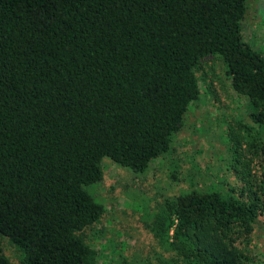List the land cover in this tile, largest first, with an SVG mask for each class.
<instances>
[{"label": "trees", "instance_id": "1", "mask_svg": "<svg viewBox=\"0 0 264 264\" xmlns=\"http://www.w3.org/2000/svg\"><path fill=\"white\" fill-rule=\"evenodd\" d=\"M245 12V0H0V264H15L1 237L19 264H98L82 231L105 211L87 189L102 158L138 175L167 153L206 57L251 107L254 126L226 133L239 184L166 198L148 228L161 264H253L264 56L243 37Z\"/></svg>", "mask_w": 264, "mask_h": 264}, {"label": "rangeland", "instance_id": "2", "mask_svg": "<svg viewBox=\"0 0 264 264\" xmlns=\"http://www.w3.org/2000/svg\"><path fill=\"white\" fill-rule=\"evenodd\" d=\"M245 3L243 37L264 56V0ZM196 75L200 97L190 104L167 153L138 175L102 158V178L87 189L105 211L97 223L82 231L85 241L98 250V264H161L169 253L148 225L164 200L193 188L229 190L239 184L230 169L226 133L228 124L236 126L239 121L254 126L249 100L234 90L219 58L202 59ZM258 160L254 167L257 181L264 177V162ZM260 184L264 202V179ZM1 245L9 260L19 264L21 252L7 237H1ZM247 249L250 263L264 264V212L254 225Z\"/></svg>", "mask_w": 264, "mask_h": 264}]
</instances>
